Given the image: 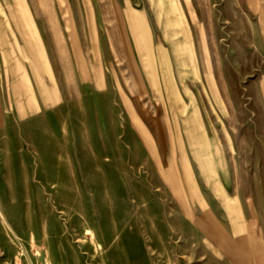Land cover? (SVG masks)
I'll return each mask as SVG.
<instances>
[{
  "label": "rangeland",
  "instance_id": "rangeland-1",
  "mask_svg": "<svg viewBox=\"0 0 264 264\" xmlns=\"http://www.w3.org/2000/svg\"><path fill=\"white\" fill-rule=\"evenodd\" d=\"M40 1L0 0V264H264V123L257 93L264 77V0H179L175 7L157 6L158 0ZM129 4L144 12L155 37L179 16L206 26L201 51L222 87L218 105L226 127L197 89L185 102L175 89L168 106L145 60L135 61L123 45L108 48L107 34L112 46L123 43L120 13ZM23 17L34 28L31 63L17 29ZM37 60L55 104L38 105L28 71L31 65L40 75ZM46 92L48 101L56 100ZM227 135L253 199L240 222L216 223L221 236L213 221L195 218L199 208L181 201L188 192L205 196L198 176L204 140L214 138L225 151ZM183 160L188 191L174 166Z\"/></svg>",
  "mask_w": 264,
  "mask_h": 264
},
{
  "label": "crops",
  "instance_id": "crops-1",
  "mask_svg": "<svg viewBox=\"0 0 264 264\" xmlns=\"http://www.w3.org/2000/svg\"><path fill=\"white\" fill-rule=\"evenodd\" d=\"M152 1L154 3L156 0ZM41 3L42 2L39 0L40 5ZM160 3L161 2L158 0L156 5L160 7L163 5L173 7L178 4L181 5L179 0H169L167 3H163L162 5ZM102 15H104V12ZM24 20L25 19L23 17L22 21L18 22L17 29L23 38V56L29 63H31L32 60L31 57H29V47L30 38L32 36L31 32L33 31L34 34V28L31 29L30 24ZM120 20L122 22L120 32L123 35V43L119 45L114 44L112 46L106 32V44L108 48L123 45L126 49L129 47L135 61L145 60L148 64V68H150L152 79L157 80V85L154 86V89H156L158 94L167 96L163 99V101H166L168 106L171 103L168 96L173 95L175 93V89L177 90V93L181 95L180 97L183 102L187 101V95L189 93L195 94V92L192 91L193 89H197V93L203 97L204 100H209L213 108L212 110L216 111L217 115L220 114L218 116L220 119L219 125L221 127H226L228 125V121L224 119L223 115H221V109L218 105V103L221 102L222 97V87L219 84L218 76L216 72H208L206 70V58L204 53L201 51V49H204L206 45V26L201 27L190 23L185 15L184 22L179 16L178 20L176 19L172 20L171 23H166L167 26L165 28L162 25L164 34H159L155 37L152 35L148 27L146 29V16L144 12L134 9L130 4L125 5L122 9L120 13ZM22 32L27 37V41L24 40ZM177 34L181 35L176 38L175 35ZM40 44L43 46L36 38V46L41 51ZM145 44L149 47L144 48ZM150 48L151 54L149 52ZM171 48H173V50ZM177 48H181V50L183 49L187 55H181L180 52L182 51L176 50ZM44 51L46 53L45 49ZM43 62L44 56L42 54V63ZM36 63L39 65V60H37ZM35 69L38 70L40 75L36 76L37 74L35 75L33 73L31 65L28 71L30 72V76L35 79L36 85L33 87L36 89H34V93L38 96V100L36 99L38 105L40 107H44L46 105L55 104L58 101V97L55 90H50L52 86L48 79L49 77L47 75H42L43 72L42 70L40 72V65L39 68L36 66ZM42 78H44V80L46 79V81L48 80V82L46 83V81ZM181 82H188L193 86H186L185 88H182V86H180ZM261 85H264V77L259 80L257 86L260 109L264 123V92ZM44 89L54 93L56 100L53 102L48 101L46 95L47 92L43 91ZM58 95L60 96L59 93ZM32 102L33 100L31 99L29 104L30 109H32ZM204 125L206 126V123H204ZM262 132L264 133V129ZM203 140L204 139L200 138L199 142H203ZM204 142L207 144V150L205 149V151L202 152L201 157L203 160L199 161V169L201 171L198 176L199 185L206 192L205 196L200 195V198H194L192 196L194 194L189 195L188 192V196L181 201V205L183 207L191 206L192 211L193 208H199L200 213H202L195 216V218L198 220H205L206 223L213 221V224L216 225V223L220 224L221 222H226L227 224H232L235 221L240 222V218L244 216L242 207L249 206V201L253 198L251 187L246 182L243 173L239 169L240 167H238L241 163V158L233 146L232 137L227 135L224 139H222L225 151L222 150V147L217 144L214 138H211L209 141L204 140ZM175 152L177 153V151ZM184 163L186 164L183 160L181 163H175L174 166L176 168V175L179 178L181 186L184 190L188 191V182L185 170L188 172L189 170L187 166H182ZM189 176L194 183V187L192 183L191 187L195 191L198 184L190 173ZM202 206L206 208V212L203 211ZM197 227L201 232H204L203 228L199 226ZM214 229L221 235L217 225ZM231 229L234 231V226H231ZM245 231V233L248 234V237L252 239L255 246L260 248L259 242L255 239L258 238L256 236L255 229H253L251 225H247ZM237 233L240 234L239 232ZM204 235L206 241H208L205 232ZM251 246L254 251V246Z\"/></svg>",
  "mask_w": 264,
  "mask_h": 264
},
{
  "label": "bare ground",
  "instance_id": "bare-ground-1",
  "mask_svg": "<svg viewBox=\"0 0 264 264\" xmlns=\"http://www.w3.org/2000/svg\"><path fill=\"white\" fill-rule=\"evenodd\" d=\"M159 1L161 2V3H160L161 5H162V4H163V2H164V0H159Z\"/></svg>",
  "mask_w": 264,
  "mask_h": 264
}]
</instances>
